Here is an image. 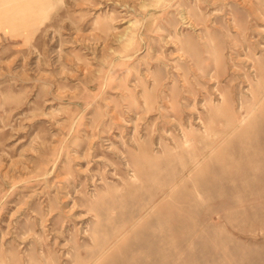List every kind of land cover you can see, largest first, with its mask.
I'll use <instances>...</instances> for the list:
<instances>
[{"label":"rangeland","instance_id":"1","mask_svg":"<svg viewBox=\"0 0 264 264\" xmlns=\"http://www.w3.org/2000/svg\"><path fill=\"white\" fill-rule=\"evenodd\" d=\"M0 31V264H264V0H37Z\"/></svg>","mask_w":264,"mask_h":264},{"label":"bare ground","instance_id":"2","mask_svg":"<svg viewBox=\"0 0 264 264\" xmlns=\"http://www.w3.org/2000/svg\"><path fill=\"white\" fill-rule=\"evenodd\" d=\"M51 6H40L37 0H0V31H19L30 25L33 18H47Z\"/></svg>","mask_w":264,"mask_h":264}]
</instances>
